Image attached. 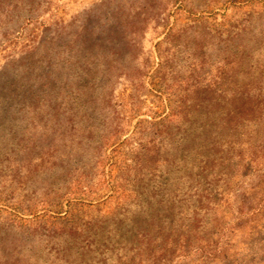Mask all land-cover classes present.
<instances>
[{"label":"rangeland","instance_id":"1","mask_svg":"<svg viewBox=\"0 0 264 264\" xmlns=\"http://www.w3.org/2000/svg\"><path fill=\"white\" fill-rule=\"evenodd\" d=\"M13 2L0 264H264V0ZM114 11L143 14L140 42L99 60L73 105L86 69L42 71L41 42Z\"/></svg>","mask_w":264,"mask_h":264},{"label":"trees","instance_id":"2","mask_svg":"<svg viewBox=\"0 0 264 264\" xmlns=\"http://www.w3.org/2000/svg\"><path fill=\"white\" fill-rule=\"evenodd\" d=\"M23 1L14 0L12 7H17L24 3ZM26 5V7H40L41 3L37 0H29ZM30 19L32 17L28 18V20ZM136 19L135 21L131 20L129 15L124 17L123 11H114L113 16L106 19L102 29L97 27L90 15L82 25L69 24L61 27L49 38H43L41 42L49 45L48 57L46 63L41 66V70H46L49 73L61 62L65 65L86 69L87 73L80 72L75 76L79 86L76 91L71 92L73 105H79L85 100L81 89L85 88L92 79L88 72L98 65L99 60H107V53H110L118 66L126 54L139 44L140 36L145 29V18L142 13H139ZM46 86L48 87V83L42 87L46 88ZM199 251L203 252V249L199 248Z\"/></svg>","mask_w":264,"mask_h":264}]
</instances>
